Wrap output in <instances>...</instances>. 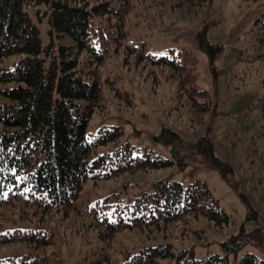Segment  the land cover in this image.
Here are the masks:
<instances>
[{
  "label": "trees",
  "instance_id": "16d2710c",
  "mask_svg": "<svg viewBox=\"0 0 264 264\" xmlns=\"http://www.w3.org/2000/svg\"><path fill=\"white\" fill-rule=\"evenodd\" d=\"M212 0H180L196 6ZM137 0H0V246L23 245L0 255V264H49L47 248L54 242L53 218L76 209L84 184L188 161L214 167L236 189L232 165L214 153L208 135L184 140L178 132L162 126L154 135L171 145V157L150 147L140 153L123 139L119 124L101 125L88 136L87 125L95 109L106 107V90L117 101L132 105L130 95L119 89L114 74L103 72L113 55H121L128 67L145 69L154 83L163 76L173 82L178 98H186L196 112L212 109L206 89L197 85L196 58L186 47L154 55L128 39L129 15ZM45 22L46 42L39 23ZM248 39L264 55V8L249 28ZM198 45L212 64L219 47H212L206 28L197 32ZM264 114V94L253 104ZM246 219L257 211L246 194ZM9 211L8 216L1 212ZM82 216L108 248L119 232L157 234L160 239L127 251L122 264H228V255L252 243L262 246V228L246 231L240 225L222 246L224 252L204 258L194 255L193 245L174 250L173 228L192 230L200 218L223 227L228 212L213 195L206 181L195 177L186 185L160 179L150 190L134 198L95 200ZM106 260L104 253L97 260ZM88 264V263H87ZM110 264V263H109ZM238 264H264V258L245 251Z\"/></svg>",
  "mask_w": 264,
  "mask_h": 264
},
{
  "label": "rangeland",
  "instance_id": "374dc122",
  "mask_svg": "<svg viewBox=\"0 0 264 264\" xmlns=\"http://www.w3.org/2000/svg\"><path fill=\"white\" fill-rule=\"evenodd\" d=\"M180 0H137L134 13L129 15L128 39L154 55L168 54L171 49L188 48L196 58V82L207 90L212 109L196 112L186 98H178L173 82L159 76L154 83L145 69L128 67L121 55H113L104 64V74H114L116 86L130 95L133 104L116 100L106 90V107L95 109L87 125L88 136L101 125L119 124L123 139L135 151L147 146L164 157H171V145L154 138L161 127L167 126L184 140L208 135L214 153L233 167L236 189L227 183L218 170L190 160L184 168L176 163L160 168L123 173L114 178L90 179L84 184L76 209L65 217L58 213L51 225L54 242L47 248L49 264H122L127 251L135 252L143 244L154 243L160 235L144 232H119L108 248L97 232L86 226L82 212L87 204L102 199L114 203L117 199L134 198L143 190H150L153 182L175 179L186 185L198 177L206 181L213 195L229 214V223L223 227L200 218L192 230H171L174 250L193 245L194 255L204 258L210 253H223L222 241L239 231L259 226L264 234V114L252 107L264 94V55L256 56V49L248 39L249 28L256 15L264 8V0H212L202 6ZM206 28V37L212 47H219L212 64L207 53L198 45L197 32ZM43 42H46L45 22L39 23ZM264 52V48L260 52ZM239 193L246 194L256 209L258 218L246 219V206ZM9 215V211L1 212ZM23 245H1L0 255L10 254ZM245 251L264 258L263 245L247 243L228 255V264H238ZM106 260L97 261L102 254ZM158 264H171L167 258Z\"/></svg>",
  "mask_w": 264,
  "mask_h": 264
}]
</instances>
